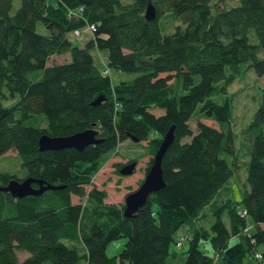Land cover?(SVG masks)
I'll list each match as a JSON object with an SVG mask.
<instances>
[{
  "label": "trees",
  "instance_id": "1",
  "mask_svg": "<svg viewBox=\"0 0 264 264\" xmlns=\"http://www.w3.org/2000/svg\"><path fill=\"white\" fill-rule=\"evenodd\" d=\"M12 3L0 0V157L16 154L24 180L60 190L19 200L0 192V264H213L216 257L221 264H243L260 247L264 262V89L243 133L249 158L243 197L237 205L213 202L237 169L219 159L231 143L227 89L249 72L264 79V0H152L151 23L144 20L148 0H20L11 15ZM78 9V17L69 16ZM164 16L182 26L162 34ZM37 24L48 35H39ZM88 24L95 26L92 39L72 46L67 35ZM93 48L107 53L110 71L133 79L111 86L94 65ZM67 55L65 64L51 62ZM221 96V105L211 100ZM16 98L15 105L3 106ZM97 99L103 100L94 107ZM156 111L163 115L155 118ZM194 115L196 133L189 128ZM171 126L174 142L162 159L166 188L152 194L134 219L123 218V205L105 207L107 193L86 192L129 137L149 141L147 175ZM92 128L102 142L81 153L38 149L42 136L67 138ZM122 166H114L116 174ZM12 180L23 181L0 173V189ZM73 197L90 207L73 205ZM206 208L215 222L202 231L195 225ZM184 226L188 249L171 253ZM121 239L119 255L108 258V245ZM206 243L211 254L203 252ZM21 252L28 257L19 262Z\"/></svg>",
  "mask_w": 264,
  "mask_h": 264
},
{
  "label": "rangeland",
  "instance_id": "2",
  "mask_svg": "<svg viewBox=\"0 0 264 264\" xmlns=\"http://www.w3.org/2000/svg\"><path fill=\"white\" fill-rule=\"evenodd\" d=\"M46 3L49 5L54 4V0H46ZM234 2H227L226 7L232 8L236 7ZM12 10L10 12L13 15L19 8L20 0H13ZM160 28L162 34H172L174 33V28L177 25L182 26L181 20L173 16H164L160 20ZM37 33L41 36L48 35L45 27L41 26V24H37ZM80 35L75 37L73 33L67 35V39L74 47H82L84 46L90 39H92L93 35L88 31L87 26L85 28L79 29ZM90 55L93 57L94 65L98 68L99 71L109 70L107 67L108 56L106 52L97 51L94 48L90 50ZM70 61V57H53L52 63L56 64H65ZM111 86H115L121 81L132 80L134 76L120 74V76L116 75V72L113 70H109ZM119 77V78H118ZM230 88L227 89L228 98H231V106H232V119L230 121V141L231 143L228 145L230 150H223L220 152L219 159L223 162L225 161L227 166L232 169L233 163L235 162L237 169L234 171V175L231 178L230 182L225 186V188L215 196L213 200L214 203L223 204L226 200L232 202V204L237 205L240 203L243 193L244 186H246V167L248 164L249 158H247V147L244 143L243 133L245 129L248 127V124L253 120L254 113L256 112L259 103L257 102L258 97L260 95L259 90L264 89V79L258 78L255 76L253 72H249L244 74L241 79H237L233 82ZM224 96L221 97H213L211 100L221 105L223 101H225ZM18 99L16 98L14 101L3 102V106L9 107L15 105ZM116 114V113H115ZM153 115L156 117L162 116V111L153 112ZM198 119L197 116H193V121L189 122V128L192 129L193 133H196L195 122ZM203 124L208 127H213L218 129V127L213 123V121L209 122L206 120H201ZM149 141L140 143H133L130 140H126L125 143L116 147V152L118 153L115 158H111L107 163H105L104 167L101 168L98 173L94 175V178L91 181L90 186L86 187V192H90L93 189L97 191L107 193V199L104 201V206H113L116 208H120L122 205L124 206V200L127 197V194L136 191L139 187V182L143 181L145 178V171L148 167V162L150 161L151 156L147 152V146ZM128 161H136L137 167L135 169L134 175L129 176L127 178H121L118 174H116L115 165H126ZM0 173L1 174H11L14 175L17 179L24 180L25 172L21 168L20 158L16 156L14 153H7L4 157H0ZM72 204H86V206L90 207V204L84 201H81L78 198L73 197ZM205 218L201 217V219L197 222L195 226L201 228L202 231L209 230L212 224L215 222V218L212 214V210L206 208L204 210ZM246 223H250V220H246ZM189 227L184 226L179 230L177 234H175L176 241H182L184 239V235L186 234ZM253 231V229H252ZM237 242V241H236ZM181 248H177L173 243L171 245V253L183 254L188 248V243H183ZM202 244H205L204 242ZM230 244H233L230 242ZM125 245V240L121 239L117 242L111 243L108 245L106 249L107 257L118 256L123 246ZM182 249V250H181ZM204 253H212L211 248L207 245L203 248ZM255 252L257 254H261L262 248H256ZM254 252L250 255H246L243 260V264H264L263 261L260 263L256 262L254 258ZM18 261L22 262L24 259L28 257L26 253L21 252L16 253ZM177 262V261H176ZM176 262L168 261L167 264H177ZM213 264H221V259L216 257Z\"/></svg>",
  "mask_w": 264,
  "mask_h": 264
},
{
  "label": "water",
  "instance_id": "3",
  "mask_svg": "<svg viewBox=\"0 0 264 264\" xmlns=\"http://www.w3.org/2000/svg\"><path fill=\"white\" fill-rule=\"evenodd\" d=\"M144 20L151 23L156 19V11L152 5V0H148L147 7L145 9ZM103 99H97L93 106H99ZM175 129L171 126L165 136L161 139V143L158 147L156 154L152 157L153 164L148 170V174L138 187L136 191L127 194L124 200L123 218L126 220L134 219L139 209L143 208L147 200L152 194L159 193L166 188V183L163 181L162 173V159L167 154L169 147L174 142ZM98 132L94 128L92 130H86L80 134L72 135L67 138H48L42 136L38 140V149L40 152H60V150H75L81 153L85 148L93 145H100L101 140L97 139ZM130 142L138 143V139L129 137ZM136 163H129L119 170L118 175L123 178L134 175ZM32 185H36L37 188L33 189ZM57 191L58 188L50 187L46 185L42 180H35L32 178L25 179L21 182L12 180L5 188H1L0 192L9 194L12 199L19 200L28 197H39L48 191Z\"/></svg>",
  "mask_w": 264,
  "mask_h": 264
},
{
  "label": "built area",
  "instance_id": "4",
  "mask_svg": "<svg viewBox=\"0 0 264 264\" xmlns=\"http://www.w3.org/2000/svg\"><path fill=\"white\" fill-rule=\"evenodd\" d=\"M82 12V9H78L77 11H76V13H74V12H71V11H69L68 12V14H69V16L70 17H78V13H81ZM87 28H88V31L91 33V34H93L94 32H95V26L94 25H87ZM73 35H75V37H77V36H81L80 35V31H78V30H76L75 32H73ZM102 76L103 77H108L109 76V71L108 70H104V72L102 73ZM119 106H118V104L117 103H115V105H114V107H113V110H114V112L116 113V112H118V110L117 109H119L118 108ZM245 216V213H242L241 214V217H244ZM247 231H245V233H246ZM254 243V242H253ZM254 245V244H253ZM176 246H177V248H180V246H181V243H177L176 244ZM254 259H255V261L256 262H258V263H260L262 260H263V255H261V254H257L255 251H254Z\"/></svg>",
  "mask_w": 264,
  "mask_h": 264
},
{
  "label": "crops",
  "instance_id": "5",
  "mask_svg": "<svg viewBox=\"0 0 264 264\" xmlns=\"http://www.w3.org/2000/svg\"><path fill=\"white\" fill-rule=\"evenodd\" d=\"M109 75H110V72H109ZM116 75L118 76L119 74L118 73H116ZM120 76V75H119ZM109 77V76H108ZM119 78V77H118ZM247 230L248 231H251L252 230V224L251 223H249L248 224V226H247ZM185 236V235H184ZM236 240H232L231 242L233 243V242H235Z\"/></svg>",
  "mask_w": 264,
  "mask_h": 264
},
{
  "label": "flooded vegetation",
  "instance_id": "6",
  "mask_svg": "<svg viewBox=\"0 0 264 264\" xmlns=\"http://www.w3.org/2000/svg\"><path fill=\"white\" fill-rule=\"evenodd\" d=\"M129 163H130V161H128V162L126 163V165L129 164ZM126 165H125V166H126ZM123 167H124V165H123L119 170H121ZM119 170H117V172H119ZM119 176H120V175H119ZM120 177H121V176H120ZM121 178H123V177H121Z\"/></svg>",
  "mask_w": 264,
  "mask_h": 264
},
{
  "label": "bare ground",
  "instance_id": "7",
  "mask_svg": "<svg viewBox=\"0 0 264 264\" xmlns=\"http://www.w3.org/2000/svg\"><path fill=\"white\" fill-rule=\"evenodd\" d=\"M95 107V106H94ZM184 242V239L182 241H178L177 243H181V246H182V243ZM180 246V248H181ZM177 247V246H176Z\"/></svg>",
  "mask_w": 264,
  "mask_h": 264
}]
</instances>
